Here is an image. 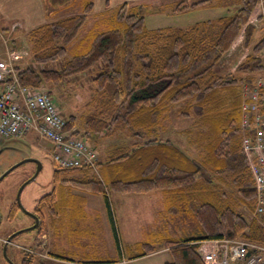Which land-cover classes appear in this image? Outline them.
<instances>
[{
	"label": "trees",
	"instance_id": "obj_1",
	"mask_svg": "<svg viewBox=\"0 0 264 264\" xmlns=\"http://www.w3.org/2000/svg\"><path fill=\"white\" fill-rule=\"evenodd\" d=\"M237 1L235 10L227 8L225 15L216 18L148 28L139 4L123 2L95 14L93 0H79V12L28 32L32 59L60 65L38 70L14 66L21 84L47 88L51 94L65 79L94 73L91 81L101 105L97 112L85 115L78 127L75 115L64 117L65 129L90 146L88 138L97 144L116 133L122 139L107 149L104 162L97 157L94 166H56L54 170L57 180L64 170L84 172V177L63 178L61 185L66 190L68 183L102 195L120 252L109 191L146 194L161 190L168 215L193 217L198 233L165 241L170 254L165 264H203L197 248L204 240L239 238L264 246V229L238 209L243 204L254 211L256 204L253 178L241 150L239 122L243 86L264 71V35L249 22L257 0ZM208 4L212 5L209 0H177L172 11L177 14ZM91 15L94 19L86 29ZM240 34L248 51L233 72H226L219 68L220 61ZM179 103L183 105L177 109ZM174 109L178 117L194 118L191 125L177 130L170 121ZM124 131L125 137L121 135ZM185 137L189 148L180 145ZM131 138L136 141L129 142ZM120 162L135 163L141 175L132 179L111 175L105 183L88 174L99 165ZM51 195L43 197L38 206L53 201ZM144 245L131 257L154 249ZM27 259L21 264H31Z\"/></svg>",
	"mask_w": 264,
	"mask_h": 264
},
{
	"label": "rangeland",
	"instance_id": "obj_2",
	"mask_svg": "<svg viewBox=\"0 0 264 264\" xmlns=\"http://www.w3.org/2000/svg\"><path fill=\"white\" fill-rule=\"evenodd\" d=\"M21 1L10 0L8 4V15L14 17L13 19L19 16L25 18V14L22 16L23 11L19 12V3ZM45 1L48 3V17L44 23L53 22L80 11L79 5H76L79 4V0ZM107 1L111 8L123 3V1L127 2L130 0ZM171 1L173 0H143L144 3L138 5L145 17V24L148 28L185 26L196 20L214 18L223 13L224 10L221 8L235 10L238 3L235 0H209L210 2L222 3L223 7L221 6V8L217 9V7L206 5L188 9L181 14L177 13L180 15H176L172 11L173 2L171 3ZM97 5L99 6L98 3ZM154 8L161 9V11L158 10L154 14V12L152 13ZM171 15L174 16L167 17ZM94 16H89V19L84 24L86 29L90 26ZM15 23H18V21H15ZM39 25L34 27L28 25L25 27V25L19 23L16 25L12 24L11 31H13V34L10 36V21L6 19L5 15H2L0 17V58H5L9 51H13L17 55L14 66L18 65V69L31 67L38 70L39 68L59 67L60 62L49 61L39 64L32 59L30 47L32 43L29 41L28 32ZM257 34L260 38L261 32L258 31ZM242 44L243 37L240 35L232 48V52L228 51L220 61V69H225L227 72L229 65L233 62H238L239 58L243 57L246 47L244 45L242 47ZM232 54L235 60L233 59L229 64V56ZM18 69L16 70L18 71ZM92 74L89 72L76 75L68 80L65 79L67 81L64 80L61 87L51 89L50 96L57 105L59 113L63 117H67L70 114L75 115L76 127H78L79 121L80 125H82L85 115L97 112L98 105H101L95 99L98 96L92 85ZM45 89L47 90V88ZM182 105L179 103L175 106L178 109ZM175 111V109L171 111L170 121H173V126L177 130L191 125L194 118L188 117L183 119L178 117ZM121 133L125 137L126 132ZM119 137L116 133H112L107 138L101 139L102 142L99 141V143L102 144H97V146L93 144L95 140L91 138L87 140H89L91 147L95 151L99 150L100 161L104 162L103 160H106V156L102 154V149L114 147L115 144L122 141ZM186 139L185 137L184 142H181L180 145L182 146L183 144L185 148H189L188 140ZM135 141L134 138L129 140V142ZM4 143L10 144L11 148L5 149L0 154V174L27 156L37 157L42 162V168L36 178L28 183L21 192L23 207L26 210H31L37 201L53 192V195H51L53 201L43 202L41 206L42 213L40 216L43 223L41 233H38L37 230H34V232L32 230L23 231L16 234L7 243L6 255L14 264H21L25 257L29 258L27 260H31V264H88L93 262L108 264H165V262L170 260V254L166 249L165 241L181 238L192 232L198 233L197 223L189 214L181 212V215L170 216L167 214L165 208L161 210V207H159L161 190H153L146 194H118L109 191L107 193L108 200L117 229L120 252L115 244L107 208L105 207L102 195L71 186L68 183H65V187L68 188L66 190L61 185L63 178L84 177L83 171L79 169L64 170L59 172V180L55 179L54 170L57 167L50 158L51 143L46 139L35 136L33 133H30L24 140L2 139L0 140V148ZM190 148L193 152L196 151L194 147ZM187 152L190 151L187 150ZM134 164L130 166L128 162H120L112 163L110 167L99 165L95 169L88 171V174H94L105 183L108 182V178L111 175L123 177L124 179L138 178L141 174L136 172ZM34 169V162L23 163L5 175L0 181V264H9L2 251L9 233L19 230L28 225V223L30 224L29 218L21 212H17L12 220L7 219V214L11 204L15 201L17 188L30 177ZM162 194V202H164L166 195L163 192ZM64 198H67L68 201H65ZM67 204L71 206H67ZM154 204L157 206L154 207ZM238 209L248 220H255L264 229V219L261 218L263 223L257 220L252 209H248L243 204ZM238 240L243 239L238 238ZM247 242L264 248L262 244ZM145 243L153 245L154 249L145 255L131 257L136 252L142 251L146 246L144 245ZM48 251H55L61 257L64 256L65 259H62V261L58 259L50 260L47 257ZM26 253L31 255H26ZM109 261L112 262L110 263Z\"/></svg>",
	"mask_w": 264,
	"mask_h": 264
},
{
	"label": "built area",
	"instance_id": "obj_3",
	"mask_svg": "<svg viewBox=\"0 0 264 264\" xmlns=\"http://www.w3.org/2000/svg\"><path fill=\"white\" fill-rule=\"evenodd\" d=\"M249 22L264 35V0L257 3ZM264 54V43H263ZM10 51L0 58V139H22L34 132L51 143L50 158L59 168L94 166L97 152L66 130V120L43 87L21 84ZM241 98V150L249 166L255 191L254 215L264 219V71L243 86ZM263 223V222H262ZM203 264H264V248L238 239H213L199 243ZM249 253V255H247Z\"/></svg>",
	"mask_w": 264,
	"mask_h": 264
},
{
	"label": "crops",
	"instance_id": "obj_4",
	"mask_svg": "<svg viewBox=\"0 0 264 264\" xmlns=\"http://www.w3.org/2000/svg\"><path fill=\"white\" fill-rule=\"evenodd\" d=\"M175 1H177V0H173V1H171V3L173 2H175ZM9 2H10V0H0V11H1V13H0V17L2 16V15H5V17H6V19H8L9 21H10V29H9V34H10V36L13 34V31H11L12 30V27H11V25L12 24H14V25H16V24H22V25H25V27H27L28 25H31L32 27H34V26H36V25H39V24H41V23H44L45 21H46V18L48 17V10H47V6H48V3L45 1V0H22L20 3H19V12L21 11H23L22 12V16H23V14H25V18L24 17H15V19H13L14 17H11V16H9L8 15V4H9ZM99 4V6L97 5V3ZM124 2V1H123ZM127 2H130V3H133V4H141V3H144L143 2V0H130V1H127ZM211 3H212V5L210 4H208V6L209 7H213V6H215L214 5V2H212L211 1ZM93 5H94V13H101L102 11H104L107 7H110L109 6V2L107 1V0H93ZM112 5V4H111ZM114 6V5H113ZM223 7V6H222ZM219 8H221V6L220 7H217V9H219ZM222 10H224L223 11V13H219L220 15H217L216 17H218V16H221V15H225L226 14V10H227V8H221ZM97 12H96V11ZM154 11H152V13L154 12V14H156L157 13V11L159 10L158 8H154L153 9ZM159 11H161V9L159 10ZM181 14V13H180ZM180 14H176V15H180ZM167 15V14H166ZM172 16H174V15H171V16H167V17H172ZM216 17H214V18H216ZM10 19H12V20H10ZM204 19H207V18H204ZM15 21H18V23H15ZM197 21V20H196ZM194 22V21H193ZM33 24H35V25H33ZM178 26H181V25H178ZM31 27V28H32ZM30 29V28H29ZM258 29V28H257ZM259 30V29H258ZM240 35H242V34H240ZM239 35V36H240ZM239 36H238V38H239ZM243 37V36H242ZM238 38L236 39V41L231 45V47H230V52H232V48L234 47V45H235V43L238 41ZM239 46V45H238ZM242 47H243V44H242ZM245 48V47H244ZM235 49V48H234ZM247 50H248V48H245L244 49V55H243V57L246 55V53H247ZM225 57V56H224ZM230 57V62H229V64L233 61V59L235 60V57H233V54L231 55V56H229ZM243 57H240L241 58V60L243 59ZM240 58H239V60H238V62H233L231 65H229V69H228V72H233L234 70H235V68H236V66L241 62V60H240ZM238 63V64H237ZM225 70V69H224ZM0 140H2V139H0ZM100 141V140H99ZM99 141H97V144H102V143H99ZM100 142H102V140L100 141ZM94 145H96L97 146V144L94 142L93 143ZM97 151H98V157H99V159H100V153H99V150L97 149ZM106 152H107V149L106 148H103L102 149V154L104 155V156H106ZM162 192H161V194L159 195V202H160V205H159V207H161V210H163L164 208H165V203L164 202H162ZM157 205H155L154 204V207H156ZM106 207V206H105ZM111 208V207H110ZM111 211H112V209H111ZM113 213V212H112ZM195 233L194 232H192V233H190V234H186L185 236H183V237H188V236H193ZM60 260V261H62V259L61 258H58V257H56L54 260ZM65 259V258H64ZM132 260V259H131ZM134 260V259H133ZM136 260V259H135ZM70 261V260H69ZM128 261H130V260H128ZM128 261H127V263H128ZM64 262V261H63ZM125 262V261H124ZM118 263H120V261H118ZM85 264V263H84ZM88 264H108V263H103V262H93V263H88Z\"/></svg>",
	"mask_w": 264,
	"mask_h": 264
},
{
	"label": "flooded vegetation",
	"instance_id": "obj_5",
	"mask_svg": "<svg viewBox=\"0 0 264 264\" xmlns=\"http://www.w3.org/2000/svg\"><path fill=\"white\" fill-rule=\"evenodd\" d=\"M11 147H10V144H6V143H4V144H2L1 145V148H0V154L5 150V149H10ZM35 164V163H34ZM35 168H36V164H35ZM34 172H35V169H34V171H33V173L30 175V177L34 174ZM3 173V172H2ZM1 173V174H2ZM0 174V175H1ZM38 175V174H37ZM36 175V176H37ZM29 177V178H30ZM28 178V179H29ZM36 178V177H35ZM20 187V186H19ZM23 190V189H22ZM17 191H18V188H17ZM22 192V191H21ZM16 194H17V192H16ZM20 201H21V193H20ZM40 201V200H39ZM39 201H37V203H36V205L35 206H33V208L31 209V210H28L31 214H29V213H25L24 211H22L21 210V208L17 205V202H16V195H15V201L11 204V206H10V208H9V210H8V214H7V219L8 220H12L15 216H16V214H17V212H21V213H23L27 218H29V220H30V224L28 223V225H26V226H24V227H22V228H20L19 230H16V231H14L13 233H9V236H12V238L16 235V233L17 232H19L20 230H22V229H24V228H27V227H30V226H32V225H34V224H38V226L35 228V229H33L32 231L34 232V230H37V232L38 233H41V231L43 230V223H42V220H41V213H42V207L41 206H38V202ZM22 203V202H21ZM13 210V213H11V211ZM12 238H11V240H12ZM10 240V241H11ZM7 247V246H6ZM55 254H57V252H55V251H48V255H47V257L50 259V260H54L57 256H54ZM58 258H60V256L58 257Z\"/></svg>",
	"mask_w": 264,
	"mask_h": 264
},
{
	"label": "water",
	"instance_id": "obj_6",
	"mask_svg": "<svg viewBox=\"0 0 264 264\" xmlns=\"http://www.w3.org/2000/svg\"><path fill=\"white\" fill-rule=\"evenodd\" d=\"M26 162H34L36 164V168H35V172L34 174L27 180H25L21 185L20 187L18 188V191H17V194H16V202H17V205L21 208L22 211H24L25 213H29L31 214L28 210H26L21 201H20V193L22 191V189L30 182H32L36 175L40 172L41 168H42V162L39 158L37 157H33V156H27L26 158H23L21 160H19L18 162H16L15 164H13L12 166H10L9 168H7L1 175H0V181L4 178L5 175H7L9 172H11L14 168L18 167L19 165L23 164V163H26ZM1 218V216H0ZM38 226V224H34L30 227H27V228H24L22 230H20L19 232H17L16 234L20 233V232H23V231H29V230H33L35 229L36 227ZM12 236H8L7 237V240L5 241V244L3 245L2 247V251H3V255L5 256L6 260L8 261L9 264H14L6 255V246H7V243L10 242ZM249 255V253L247 254Z\"/></svg>",
	"mask_w": 264,
	"mask_h": 264
}]
</instances>
